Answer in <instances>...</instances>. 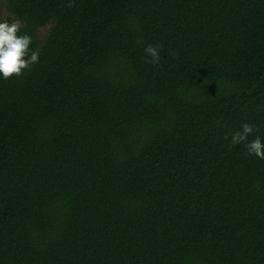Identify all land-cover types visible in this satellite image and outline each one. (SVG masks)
<instances>
[{
  "label": "trees",
  "instance_id": "trees-1",
  "mask_svg": "<svg viewBox=\"0 0 264 264\" xmlns=\"http://www.w3.org/2000/svg\"><path fill=\"white\" fill-rule=\"evenodd\" d=\"M68 3L4 0L0 264H264V0Z\"/></svg>",
  "mask_w": 264,
  "mask_h": 264
},
{
  "label": "clouds",
  "instance_id": "clouds-1",
  "mask_svg": "<svg viewBox=\"0 0 264 264\" xmlns=\"http://www.w3.org/2000/svg\"><path fill=\"white\" fill-rule=\"evenodd\" d=\"M74 0H69L67 7H74ZM23 22L19 18L11 22L5 20L0 22V77L4 80L9 78H20L26 71H31L34 64L39 63V51L32 50V38L27 34H21L20 29ZM162 45L147 46L144 51L149 57L146 62L156 65L160 61ZM259 132V128L250 123H243L241 130L232 134L231 144H243L249 155H255L264 160V142L257 136L248 142V136Z\"/></svg>",
  "mask_w": 264,
  "mask_h": 264
},
{
  "label": "rangeland",
  "instance_id": "rangeland-1",
  "mask_svg": "<svg viewBox=\"0 0 264 264\" xmlns=\"http://www.w3.org/2000/svg\"><path fill=\"white\" fill-rule=\"evenodd\" d=\"M13 19L14 18L11 15H9V13L7 12L4 6V0H0V22H4L5 20L11 22ZM46 32H47V27L41 29L40 36L43 38Z\"/></svg>",
  "mask_w": 264,
  "mask_h": 264
}]
</instances>
